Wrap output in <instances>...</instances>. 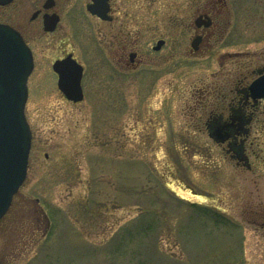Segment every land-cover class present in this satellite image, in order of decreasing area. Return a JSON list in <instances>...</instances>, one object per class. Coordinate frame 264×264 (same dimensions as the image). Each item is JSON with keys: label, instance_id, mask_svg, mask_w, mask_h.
I'll return each mask as SVG.
<instances>
[{"label": "rangeland", "instance_id": "1", "mask_svg": "<svg viewBox=\"0 0 264 264\" xmlns=\"http://www.w3.org/2000/svg\"><path fill=\"white\" fill-rule=\"evenodd\" d=\"M198 1L117 0L132 28L143 21L147 62L130 74H108L75 24L88 71L76 103L57 85V54L45 50L57 33L31 36V149L0 220V264H264V170L236 166L191 115L222 51L264 52V0H225L228 34L193 53ZM200 1L217 10L223 0ZM160 37L167 44L154 51Z\"/></svg>", "mask_w": 264, "mask_h": 264}, {"label": "flooded vegetation", "instance_id": "2", "mask_svg": "<svg viewBox=\"0 0 264 264\" xmlns=\"http://www.w3.org/2000/svg\"><path fill=\"white\" fill-rule=\"evenodd\" d=\"M93 2L41 0L30 10L27 9V0H0V24L21 35L33 52L34 64L36 50L31 36L36 32L42 37L57 33L55 42L50 40L45 43L46 52L57 54L52 68L55 61L67 58H74L82 64L73 30L77 24L81 25L84 36L88 32L93 37L103 53L108 74L137 72L147 62L142 47V19L132 28L127 13L117 0H107L106 17L103 18L89 9V4ZM226 4L223 0L216 10L213 6L207 8L206 2H197L199 11L192 27L195 32L191 41L193 53H208L220 46V40L230 30V23L226 21ZM199 17L201 23L197 22ZM95 25L104 29L100 40L95 38ZM159 40L163 43L156 48ZM166 44L167 38L160 37L152 49L160 51ZM227 57L231 59L228 62ZM219 58L220 70L212 72L211 78L203 81L194 94L191 115L196 119V125L207 132L225 157L236 166L251 172L264 170V52L251 54L225 50ZM87 73L83 66V74Z\"/></svg>", "mask_w": 264, "mask_h": 264}, {"label": "water", "instance_id": "3", "mask_svg": "<svg viewBox=\"0 0 264 264\" xmlns=\"http://www.w3.org/2000/svg\"><path fill=\"white\" fill-rule=\"evenodd\" d=\"M89 9L105 18L107 0H94ZM201 17L197 22L201 23ZM0 219L27 176L32 132L25 115L27 80L33 69L30 49L13 29L0 25ZM163 40L158 42V46ZM58 85L67 98L80 101L83 66L74 58L56 61Z\"/></svg>", "mask_w": 264, "mask_h": 264}, {"label": "trees", "instance_id": "4", "mask_svg": "<svg viewBox=\"0 0 264 264\" xmlns=\"http://www.w3.org/2000/svg\"><path fill=\"white\" fill-rule=\"evenodd\" d=\"M144 229H146V228H142V229L141 228H135V230H138V232H140V233L143 232Z\"/></svg>", "mask_w": 264, "mask_h": 264}]
</instances>
